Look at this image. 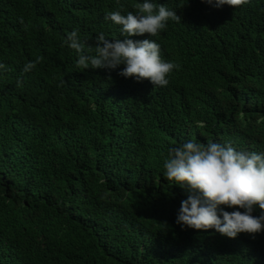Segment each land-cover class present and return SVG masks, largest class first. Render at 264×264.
I'll return each instance as SVG.
<instances>
[{
    "label": "trees",
    "instance_id": "obj_1",
    "mask_svg": "<svg viewBox=\"0 0 264 264\" xmlns=\"http://www.w3.org/2000/svg\"><path fill=\"white\" fill-rule=\"evenodd\" d=\"M183 3L163 90L77 67L68 33L91 54L118 33L105 0H0V264H264V231L177 224L188 193L164 176L190 140L264 154V0Z\"/></svg>",
    "mask_w": 264,
    "mask_h": 264
},
{
    "label": "clouds",
    "instance_id": "obj_2",
    "mask_svg": "<svg viewBox=\"0 0 264 264\" xmlns=\"http://www.w3.org/2000/svg\"><path fill=\"white\" fill-rule=\"evenodd\" d=\"M204 2L215 8L224 5L237 8L249 0ZM105 3L116 9L108 12L105 20L119 25L118 33L110 39L99 33L95 38V54H91V46L85 51L86 42L77 30L68 33L65 43L77 53V67L107 70L119 67L124 80H147L155 89L167 88L182 65L179 49L182 44L173 39L172 33L183 22V0H132L129 6L125 0H117L116 4L105 0ZM41 60L38 57L26 63L23 73L31 72ZM0 69L8 71L4 64H0ZM164 168L165 179L188 193L187 199L181 201L177 224L197 230L215 229L229 238L264 231V154L239 152L231 145L223 146L212 140L206 144L190 140L169 149ZM221 206L244 211H223ZM257 207L260 216L252 214Z\"/></svg>",
    "mask_w": 264,
    "mask_h": 264
}]
</instances>
